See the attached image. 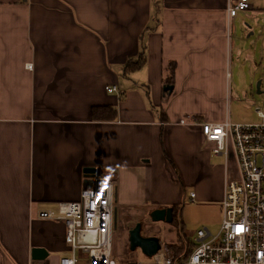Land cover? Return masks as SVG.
I'll return each instance as SVG.
<instances>
[{"label": "crops", "instance_id": "0c3cea01", "mask_svg": "<svg viewBox=\"0 0 264 264\" xmlns=\"http://www.w3.org/2000/svg\"><path fill=\"white\" fill-rule=\"evenodd\" d=\"M250 3L230 18L227 0H0V264H30L35 247L48 252L36 264H60L69 255L66 225L39 213L79 201L97 176L114 184V264L120 234L123 264L140 260L129 242L138 222L161 247L177 240L176 226L175 240L164 238L172 223L152 221L153 209L186 202L221 209L225 159L202 123H238L227 34L246 15L262 21L264 35V0ZM230 39L235 46L232 32ZM142 53L147 64L125 75ZM171 60L176 80L165 91ZM95 106H115L118 117L95 121ZM87 167L96 169L90 180Z\"/></svg>", "mask_w": 264, "mask_h": 264}, {"label": "built area", "instance_id": "2783aa9c", "mask_svg": "<svg viewBox=\"0 0 264 264\" xmlns=\"http://www.w3.org/2000/svg\"><path fill=\"white\" fill-rule=\"evenodd\" d=\"M251 8L250 0H227L230 18ZM256 112V122L202 123L206 140L215 143L214 154L225 159L223 217L216 234L197 231L195 246L182 264H264V107L256 106ZM114 211V184L99 176L79 201L60 203L58 214L41 211V218L66 225L69 255L60 264H114ZM174 259V250L163 246L150 264H174Z\"/></svg>", "mask_w": 264, "mask_h": 264}, {"label": "rangeland", "instance_id": "374dc122", "mask_svg": "<svg viewBox=\"0 0 264 264\" xmlns=\"http://www.w3.org/2000/svg\"><path fill=\"white\" fill-rule=\"evenodd\" d=\"M71 11L73 12L71 13L73 21V19H75V10L73 7H71ZM243 13L246 12H241L240 14ZM262 25L263 23L260 19H256L253 16L243 15L235 21V28L233 26V30L231 29L227 34L230 54L227 69L229 72H232H230L231 78L229 84L230 88L233 89V94L230 93L229 98L233 107L232 119L238 123L259 121L260 118L257 115L256 106L261 105L264 107V68H259L261 65L264 67V35L262 34V37L259 33ZM231 32L234 33L235 46L233 47V41L230 39ZM140 50H142L141 47ZM261 81H263V85L261 86L262 93L259 92ZM115 205L118 208L120 218L123 213L122 208L116 203ZM180 205L182 208L181 216L184 215V222L186 224V226H184V231L188 235L187 237L191 238L193 242H195L197 229L200 227L210 228V230L214 232L212 234L218 232L221 225V213L223 215L222 207L220 209L219 206L197 205L190 202H186V205L180 203ZM168 207H173V205H168ZM125 208L132 210V208L137 207L135 205H127ZM148 217L149 213H147V216L144 219ZM131 223V214L129 213L128 216H126V228H128ZM166 225L168 224H165L164 226ZM121 229L122 224L119 219L117 227L114 228V230L116 233H120ZM178 232H180V230H178ZM174 233H176L175 225L169 224L168 230L164 233V238L171 240V237H173V241L175 240ZM118 241L119 244L114 256L117 260V264H123L126 259L123 256L128 251V246L125 244V247L123 248V243L125 242L121 234ZM132 254L135 259H140L139 261L142 260L141 262L144 261L145 263L150 260L145 257L139 249Z\"/></svg>", "mask_w": 264, "mask_h": 264}, {"label": "trees", "instance_id": "16d2710c", "mask_svg": "<svg viewBox=\"0 0 264 264\" xmlns=\"http://www.w3.org/2000/svg\"><path fill=\"white\" fill-rule=\"evenodd\" d=\"M147 64V56L145 53H142L141 57L138 59H129L125 68L124 74L130 75L140 69H142ZM176 71H177V62L171 60L169 66L164 73V83L167 85H174L176 80ZM125 94L120 96V100L124 99ZM168 96V92H164V98ZM92 117L95 121H106V120H116L118 117V109L115 106H95L92 109ZM174 207V221L175 225L180 232H178V238L174 243H170V246L174 250V264H182L184 257L190 253L194 246L195 242L191 238H188L187 234L184 231V221L181 217V205H173ZM151 212V211H150Z\"/></svg>", "mask_w": 264, "mask_h": 264}, {"label": "water", "instance_id": "95a60500", "mask_svg": "<svg viewBox=\"0 0 264 264\" xmlns=\"http://www.w3.org/2000/svg\"><path fill=\"white\" fill-rule=\"evenodd\" d=\"M172 85H166L164 90L171 91ZM261 92V91H259ZM94 167H87L84 169L85 176L90 180L94 176ZM116 213V212H115ZM150 216L152 221L173 223L174 221V208L173 207H161L155 208L151 211ZM142 223L138 222L129 231V242L131 251L141 249L142 253L147 257L155 256L161 250V240L157 236H144L141 232ZM48 256V252L43 248L35 247L32 249V258L35 260H44Z\"/></svg>", "mask_w": 264, "mask_h": 264}, {"label": "flooded vegetation", "instance_id": "af4514ba", "mask_svg": "<svg viewBox=\"0 0 264 264\" xmlns=\"http://www.w3.org/2000/svg\"><path fill=\"white\" fill-rule=\"evenodd\" d=\"M174 215H175V213H174Z\"/></svg>", "mask_w": 264, "mask_h": 264}]
</instances>
